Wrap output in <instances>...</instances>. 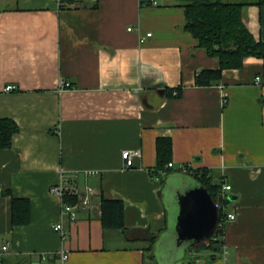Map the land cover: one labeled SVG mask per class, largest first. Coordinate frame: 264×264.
<instances>
[{
  "label": "crops",
  "instance_id": "obj_1",
  "mask_svg": "<svg viewBox=\"0 0 264 264\" xmlns=\"http://www.w3.org/2000/svg\"><path fill=\"white\" fill-rule=\"evenodd\" d=\"M159 3L59 10L55 0H0V119L20 127L12 147L0 149L6 264H160L158 249L173 241L165 183L198 182L182 165L211 171L214 183L226 178L233 190L225 213L236 214L224 222L219 258L206 252L194 263L187 252L185 264H264V58L225 70L221 85L198 86L197 74L220 60L185 29L183 7ZM247 23L264 42V7L250 6ZM180 87L181 97L168 96ZM164 136L173 139L175 167L158 179ZM127 150L141 151L131 168ZM61 183L96 191L76 220L51 193ZM13 198L30 200L28 224H13ZM102 199L123 200L132 234L104 227Z\"/></svg>",
  "mask_w": 264,
  "mask_h": 264
},
{
  "label": "trees",
  "instance_id": "obj_2",
  "mask_svg": "<svg viewBox=\"0 0 264 264\" xmlns=\"http://www.w3.org/2000/svg\"><path fill=\"white\" fill-rule=\"evenodd\" d=\"M170 5L185 9V29L196 38L200 45L207 49L208 54L220 60L217 70H202L196 76L198 86L221 85L224 71L241 69L246 59L251 57L264 58V42L257 39L247 23V10L250 6L264 7V0H170ZM95 7V6H94ZM183 88L168 89L169 97H181ZM176 93V94H175ZM20 131L15 120L0 119V149L12 147L14 136ZM174 142L171 136L157 140V174L163 178L168 175V165L173 161ZM164 172V173H163ZM164 174V175H162ZM202 185L208 188L216 202L220 199L221 183H214L212 172L207 169L196 170L193 174ZM78 196L67 194L64 202L76 205ZM123 200L102 199V221L106 228L123 229L128 235L124 222ZM222 222L218 231L204 242L192 247L193 257L208 253L210 259L219 258L224 248V220L226 213L220 209ZM31 220V203L28 199L13 198V224L25 225ZM158 236H150L152 256L155 258V247ZM156 262V261H155Z\"/></svg>",
  "mask_w": 264,
  "mask_h": 264
},
{
  "label": "water",
  "instance_id": "obj_3",
  "mask_svg": "<svg viewBox=\"0 0 264 264\" xmlns=\"http://www.w3.org/2000/svg\"><path fill=\"white\" fill-rule=\"evenodd\" d=\"M159 93L164 95L166 90L161 89ZM163 192L174 224L173 241L162 243L170 250L165 258L158 255L159 263L185 264V254L218 231L222 222L220 208L208 188L193 179L179 180L174 184L166 182Z\"/></svg>",
  "mask_w": 264,
  "mask_h": 264
},
{
  "label": "built area",
  "instance_id": "obj_4",
  "mask_svg": "<svg viewBox=\"0 0 264 264\" xmlns=\"http://www.w3.org/2000/svg\"><path fill=\"white\" fill-rule=\"evenodd\" d=\"M58 9L59 10H63V9H68V8H74V7H80L83 5H87V6H96L99 2V0H55ZM154 5V6H158L159 0H142V5ZM130 31L132 30V28L129 29ZM152 36V33L148 34V37ZM142 42L145 41V39L142 37L141 39ZM262 78L258 77L257 78V82H261ZM61 89H65V88H72V85L69 82L66 81H62L61 83ZM18 90V87L16 85H8L6 87V91H16ZM176 94V93H175ZM141 156V151L140 150H134V151H124L123 153V158L124 161L126 163V167L131 168L135 166V158ZM175 165L173 162H170L168 165L169 169H174ZM179 170L182 173H186V174H193L196 169H194L191 165H182ZM164 173V172H163ZM164 175V174H162ZM162 176L158 177V179H161ZM221 191H220V199L217 202L218 206L220 209H222L223 211L226 210V206L229 200V192L233 190V186L228 183L226 178H223L221 180ZM51 193L54 196L60 197L64 203V211L67 213H70L73 220L77 219V213H76V209L80 208V209H87L88 207L91 206L92 204V197L93 195L96 193L95 189L93 187H87L86 192L82 193L81 191H79V189H70L68 186H66L64 183L61 184H57L54 185L51 188ZM72 194V195H76L78 196V203L76 205H69L67 203L64 202V197L67 194ZM236 218V214H228L226 216V219L224 220V222L229 219V220H234ZM55 230L62 233L63 236L66 238L68 236V231L66 230V228L64 227V225L62 223H58L57 225H55ZM9 251V245H3L0 246V264H6L5 263V255L7 254V252ZM62 258L65 261L67 259V255L66 253L63 251L62 252Z\"/></svg>",
  "mask_w": 264,
  "mask_h": 264
},
{
  "label": "rangeland",
  "instance_id": "obj_5",
  "mask_svg": "<svg viewBox=\"0 0 264 264\" xmlns=\"http://www.w3.org/2000/svg\"><path fill=\"white\" fill-rule=\"evenodd\" d=\"M172 215L173 214H171L170 215V223L172 224V220H173V224H174V218H172ZM160 246V245H159ZM158 246V247H159ZM170 250V248L168 249V245H163L162 246V248H159L158 249V253H159V255L162 257V256H164V257H162V258H165L167 255V252ZM167 264H169V263H167Z\"/></svg>",
  "mask_w": 264,
  "mask_h": 264
}]
</instances>
